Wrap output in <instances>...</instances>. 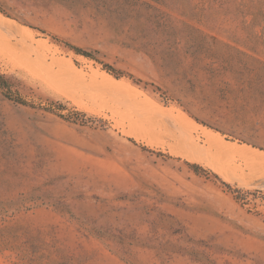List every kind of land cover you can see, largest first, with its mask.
Masks as SVG:
<instances>
[{"label": "rangeland", "instance_id": "374dc122", "mask_svg": "<svg viewBox=\"0 0 264 264\" xmlns=\"http://www.w3.org/2000/svg\"><path fill=\"white\" fill-rule=\"evenodd\" d=\"M260 12L264 0H0V74L17 83L12 100L0 92V264H264V170L221 159L204 130L264 156ZM222 182L250 192L245 205Z\"/></svg>", "mask_w": 264, "mask_h": 264}, {"label": "trees", "instance_id": "16d2710c", "mask_svg": "<svg viewBox=\"0 0 264 264\" xmlns=\"http://www.w3.org/2000/svg\"><path fill=\"white\" fill-rule=\"evenodd\" d=\"M254 22H261L262 24H264V12L257 13L255 16ZM66 45L70 49L75 51L76 54L82 55L86 58L94 59L97 62H99V60H97V58H95V56L92 53L86 52L80 48H76L69 44H66ZM99 63L103 65V69L105 71H107L111 75H114L116 78L125 76L123 73L117 72V70L113 68L112 66H110L109 64H104L102 62H99ZM129 77L130 79H133L132 76H129ZM16 88H17V83L15 82L13 78L8 77L4 74H0V92H2L5 98L12 100L10 97L12 95L13 90H15ZM15 102L21 105H25V106L27 105L25 102H23L20 99L15 100ZM64 110H66V107L63 104H58V103H54L49 108H47L48 112L53 113L57 115L58 117H60L61 119L67 120L68 122L80 124L83 126L87 124L88 120L86 119V114L80 113V112H76L75 114H69V115L59 114L60 112ZM77 117H81V119ZM10 146H11V140L9 139V136L7 135L5 128H3V126L0 124V150H8ZM143 149H146V148H143ZM189 165L196 173H199L200 171L205 172V170H203V168H201L198 165H191V164ZM222 183L225 187L233 191V193L237 194L236 200L239 203H241L242 205H245L247 195H250V192H243L242 190H232L231 185L225 182H222Z\"/></svg>", "mask_w": 264, "mask_h": 264}, {"label": "bare ground", "instance_id": "6f19581e", "mask_svg": "<svg viewBox=\"0 0 264 264\" xmlns=\"http://www.w3.org/2000/svg\"><path fill=\"white\" fill-rule=\"evenodd\" d=\"M13 22V21H12ZM183 114V113H182ZM184 115V114H183ZM178 116H180V114H178ZM185 118L186 117V115L185 116H180V118L178 117V119H179V121H181L183 118ZM182 118V119H181ZM177 119V120H178ZM181 119V120H180ZM185 119H187V118H185ZM189 119V118H188ZM192 120V119H191ZM184 122V121H183ZM181 123H182V121H181ZM190 125H191V123H190ZM189 127V126H188ZM190 129H191V127H190ZM189 129V130H190ZM193 129V128H192ZM189 130H188V132H189ZM205 131H206V136H207V140H205V141H209V143H207V144H209V145H211L212 146V148H214V149H216L217 151H219L220 152V154H221V159L223 158L222 157V155L224 156V158L226 159L227 157L229 158V157H235V156H240L241 158H243V160H241V161H246V160H248L250 163H252V165L251 164H249V167H248V169L250 168H254V165L257 167V169H255L254 168V170L255 171H258L259 170V168L260 169H262V170H260L259 172H262L263 170H264V159H263V157L264 156H262V154L259 156L258 154H256L257 152H258V150H257V152H256V150L254 151V150H252V149H250L249 147H246V146H241V144L240 145H237V144H235V143H229V142H224L220 137V139L218 138V136H215V134H212L211 133V131L210 130H206V129H204ZM193 131H194V129H193ZM196 131V130H195ZM192 132V131H191ZM190 132V133H191ZM204 131H202V133H203ZM205 134V133H204ZM217 134V133H216ZM190 135V134H189ZM192 135V134H191ZM190 135V136H191ZM218 135V134H217ZM182 143V142H181ZM204 143V142H203ZM152 144V143H151ZM183 144H184V146H186L185 145V143L183 142ZM183 144H182V146H183ZM205 144V143H204ZM176 146H179V145H176ZM180 147V146H179ZM179 147L176 149V150H178L179 149ZM187 147L188 146H186V149H187ZM197 147H199V144H198V146ZM196 147V148H197ZM204 147V146H203ZM183 148V147H182ZM189 148V147H188ZM190 148H191V145H190ZM205 148V147H204ZM207 149H208V146L206 147ZM185 148H184V150H186ZM192 149H194L195 150V148H194V146H193V148ZM175 150V149H174ZM197 150H198V148H197ZM200 150V149H199ZM208 150H211L210 149V147H209V149ZM196 151V150H195ZM173 152V151H172ZM185 152V151H184ZM192 152V151H191ZM190 152V153H191ZM200 152V151H199ZM198 152V153H199ZM212 152V151H211ZM215 152V151H214ZM256 152V153H255ZM174 153L175 154H177L176 153V151H174ZM202 153V152H201ZM262 153V152H261ZM180 154V153H179ZM184 154V153H183ZM215 154V153H214ZM178 155V154H177ZM188 155V154H187ZM197 155L198 154H196V156L195 155H193L192 157H197ZM200 155V154H199ZM205 155H207L208 156V154H202V156L200 157V158H204L203 156H205ZM180 156H181V154H180ZM184 156V155H183ZM189 156V155H188ZM210 156V155H209ZM220 156V155H219ZM262 156V157H261ZM186 157V156H185ZM191 157V158H192ZM213 157V156H212ZM211 157V158H212ZM190 158V157H189ZM190 158V159H191ZM198 158V157H197ZM231 158H229V161H231L230 159ZM233 159V158H232ZM245 159V160H244ZM195 160V159H194ZM198 160V159H197ZM197 160H196V162H197ZM227 161H228V159H227ZM233 161H235V160H232V162ZM248 161H246V163L248 162ZM199 162H200V159H199ZM198 162V163H199ZM201 162H202V160H201ZM206 162V161H205ZM218 162H219V160H218ZM222 162V161H221ZM221 162H219L220 164H224V163H221ZM224 162V161H223ZM203 163V162H202ZM207 163H208V161H207ZM231 162H229V165H230V167L232 168V163L230 164ZM200 164V163H199ZM216 164H218V163H216ZM234 164V163H233ZM245 164V163H244ZM205 165V164H204ZM208 165V167H209V164H207ZM214 165V164H213ZM210 166H211V164H210ZM216 166V165H215ZM220 166H223V165H220ZM234 166H235V164H234ZM250 166H253V167H250ZM219 167V166H218ZM226 167H227V164H226ZM229 167V166H228ZM227 167V168H228ZM228 168L229 170L231 169V168ZM237 168H238V166H236ZM236 167H233V168H235V170L237 171V169H236ZM240 167V169H241V166H239ZM246 167H247V165H246ZM211 169H212V167H210ZM232 168V169H233ZM213 169H215V167L213 168ZM223 169H224V167H223ZM239 169V168H238ZM215 170H217V169H215ZM220 170H222V169H220ZM225 170H227L226 168H225ZM234 169H233V172L234 173H237L236 171H235ZM231 172H225V173H228V175H229V173L230 174H232V170H230ZM254 171V172H255ZM217 173H219L220 175H221V173L218 171ZM224 173V174H225ZM263 173V172H262ZM238 175L240 174V173H237ZM244 174V173H243ZM223 175V174H222ZM233 175V174H232ZM234 175H236V174H234ZM241 175H242V173H241ZM231 176V175H230ZM240 176V175H239ZM243 177V176H242ZM223 178H224V175H223ZM236 178V177H235ZM225 179H227V178H225ZM237 179V178H236ZM239 180V179H238ZM237 181V180H236Z\"/></svg>", "mask_w": 264, "mask_h": 264}]
</instances>
